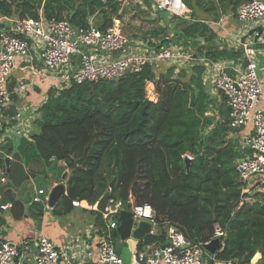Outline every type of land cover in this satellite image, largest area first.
Returning <instances> with one entry per match:
<instances>
[{
    "label": "trees",
    "instance_id": "obj_1",
    "mask_svg": "<svg viewBox=\"0 0 264 264\" xmlns=\"http://www.w3.org/2000/svg\"><path fill=\"white\" fill-rule=\"evenodd\" d=\"M246 1L182 0L192 12L190 20L160 11L153 15L156 27L136 38L146 41L149 49L171 45L185 52L192 48L213 62H238L242 51L213 46L216 38L211 26L199 21L197 15L216 23L226 13L235 14ZM144 4L150 7L149 1ZM120 5L121 0H0V15L66 19L79 27L88 26L92 20L96 28L105 31L113 26L114 19L122 20L125 9L119 13ZM137 9L146 13L139 6ZM204 70L197 64L189 73L181 70L175 75L171 67L155 74L146 67L116 82L48 90L33 122L35 132L29 144L44 167L50 162L69 163L62 169L67 173L63 181L66 195L52 212L68 214L72 201L94 207L105 193L125 207L131 198L133 205L153 209L158 229L155 236L138 242L139 251L152 243L164 245L167 227L178 230L191 244L203 245L212 239L217 225L226 237L216 260L250 264L260 254L259 264H264V186L262 191L244 194L234 169L244 152L229 138L233 130L227 124L225 101L221 98L215 104L211 99ZM148 83L155 86V103L146 97ZM29 144L25 140L15 148L10 141L0 144V167L11 158L10 177L7 174L6 184L0 187V229L5 225L1 207L9 204V215L15 220L23 216V205L12 190L27 179L21 157L27 155ZM185 155L192 158L188 170ZM12 161L21 169L20 180ZM33 206L39 219L42 206ZM90 212L97 217L96 226H104L100 214ZM116 237L114 230V244Z\"/></svg>",
    "mask_w": 264,
    "mask_h": 264
},
{
    "label": "built area",
    "instance_id": "obj_2",
    "mask_svg": "<svg viewBox=\"0 0 264 264\" xmlns=\"http://www.w3.org/2000/svg\"><path fill=\"white\" fill-rule=\"evenodd\" d=\"M150 2V7L144 5ZM141 7L149 16L166 11L183 20H190L192 12L182 0L175 4L173 0H121L120 11ZM127 10V11H128ZM238 22L256 24L261 28L257 41L239 44L242 59L228 65L224 61L213 62L194 49L185 52L171 45L149 49L147 42L140 38L131 39L124 35L119 20H113V26L101 31L93 25H72L66 19L24 18L18 19L8 31L0 32V134L8 125L3 120L4 113L14 97H24L34 82L19 84L12 90L9 88V78L14 68L15 60L27 58L31 53L37 55L39 66L31 68L33 78L42 77L50 82V90L62 91L73 84L116 82L121 78L141 73L146 67L157 74L166 63H178L209 66L214 72L210 87L224 99L227 109V124L233 131L251 127L249 134L241 137L240 150L243 156L234 163L238 180L244 194H249L264 186V93L262 82L257 75L258 58L255 44L264 46V3L261 0H248L239 5L235 13ZM157 42L154 40L153 44ZM244 61L247 66L242 67ZM230 71V72H229ZM206 83L205 78H203ZM149 84V83H148ZM147 84V85H148ZM207 84V83H206ZM146 85V86H147ZM147 99L156 102V99ZM9 109V108H8ZM34 106H25L19 110L22 117L12 118L16 126H23L27 112ZM6 125V126H5ZM10 126V125H9ZM7 129V128H6ZM19 132H23L21 129ZM185 159L192 158L189 155ZM5 167H0V186L6 184ZM40 196H43L41 199ZM33 203H48V196L39 191L33 198ZM73 208L83 207L78 201H72ZM133 220L147 222L151 225L149 234L154 236L156 227L154 211L149 205H133L129 198ZM10 205L1 207L8 209ZM89 209H96L88 207ZM121 201L108 199L103 212L99 213L101 220L107 224L110 232L119 225L118 216L126 210ZM225 231L215 225L212 239L201 245L191 244L175 228L165 230V244L153 245L149 251L136 255L139 264H232L231 261H218L215 255L224 247ZM219 240V247L213 255H209L204 246L213 240ZM162 246V247H160ZM66 260L64 250L57 248L45 237L35 240H25L19 243L0 242V264H60ZM94 264H124L121 256L115 251L111 236L105 232L97 246V258Z\"/></svg>",
    "mask_w": 264,
    "mask_h": 264
},
{
    "label": "crops",
    "instance_id": "obj_3",
    "mask_svg": "<svg viewBox=\"0 0 264 264\" xmlns=\"http://www.w3.org/2000/svg\"><path fill=\"white\" fill-rule=\"evenodd\" d=\"M197 16V19H199V21L208 23L211 26L216 38L215 44H213V46H216L217 49L240 50L239 44L245 42L252 44L255 43V35L247 37V39L242 42L243 38L248 36V33L250 32L249 30L251 29L244 30L243 28H240L239 25H237L238 21L235 18V14L226 13L216 23L212 22V19L210 17L202 15L200 13H198ZM150 17L153 18L152 15H150ZM17 20L18 18L16 16L5 17L0 15V24L2 25L0 32L8 31L10 26ZM203 44L204 43H202V45ZM254 48H256L258 56L257 58L259 74L257 75L262 82L264 93V46L255 44ZM201 55L204 56V54ZM224 63L231 65L235 64L236 62L224 61ZM38 64L39 62L35 53H31V55L27 58H18L15 60L14 68L12 69L9 78V88L12 90L19 84L29 83L30 81L34 83L28 89V92L24 97H14V102L11 103V107H8L9 109H6L7 111L4 113L3 120H5L8 125H5V129H3L0 134L1 145H4L8 141H10L13 144L12 146H14L15 148L17 147V145H21L22 140H25L26 142H28V144L31 143L30 138L35 132L33 122L39 117L38 109L45 103L47 92L51 88L50 82L46 78H33L31 68H37L39 66ZM171 67L175 68V75L178 74V72L181 70H185L186 73H189L188 70H190L191 68V66L187 63H166L162 66V72ZM204 69L205 70L203 78H205L207 86L211 90V94L216 95V98L218 99L221 98L210 87V80L213 78V75H215V72L209 66H204ZM147 86L151 87V89H147V87L145 88L146 97L148 96L150 99L151 97L154 98V84L149 83ZM155 99L157 101L158 96H156ZM215 101L216 104H219L221 102V100H219L220 102H218V100L216 99ZM25 106H34V110L27 112V118H25V124L22 127L16 126V122L12 121V118L15 119L16 117H22L23 113L21 114L19 110H21V108ZM11 109L12 115H8ZM20 129L23 132H19ZM251 130V127L242 129L241 135L245 136L249 134ZM22 146L24 147V145ZM26 147L28 153L27 155L22 154V157L24 159V161L22 162L24 165L23 167L21 166V169L23 168L25 171V168L27 167L25 164H30V168L27 169L28 171H25L27 179L25 180L26 182L24 184L21 183L20 186L13 189L12 191L15 197L21 202L23 206L28 205L27 214H24L23 208L22 218L19 220H15L9 215L10 207L8 209H4L5 225L0 229V242L19 243L25 240H35L42 236L51 241L57 248L64 250L66 260L62 259L60 264H94V261L97 258V246L101 240V236L105 234L106 231L111 235V232L114 230H112L111 232L107 230L106 223H104V229L102 228L103 226L97 227V217L90 212L91 210L95 212L97 211L96 209H89L88 207L87 209L82 207L73 208L68 214L65 215H53L52 210L56 206L53 209H48L47 204L42 201V203H38L42 206V215L39 219H36L35 217L38 214V211H36L33 206V198L39 191H43L45 196H48L49 192L54 186L63 183L61 178L65 173L62 172L63 167H65V163L57 162L54 164L53 162H50L49 166L45 168L52 170L53 173H55V176L59 177V180H56L55 177V179H53V181L51 182H47V180L43 181L41 180V178H36L32 174L33 172L34 174L44 173V165L41 163V161H39V159L37 160V158L34 156V152H32V147L30 146V144ZM8 158L11 161V158ZM11 164L12 166H15L17 168L15 170L16 178L20 180L22 178L21 169L16 165L15 162L12 161ZM40 198L42 199L43 196H40ZM80 209H82V211H80ZM86 213H89V217L86 216ZM153 231L154 236L158 234V229L156 227H154ZM148 236L151 235L149 234ZM138 242L139 241L133 239L127 241L128 246L126 249L122 250L121 254V258L124 264H139L136 259L137 254L142 251L148 252L149 248L153 245L159 246L158 243H152L145 246L142 251H139L137 250ZM125 251L127 253V259L124 260L122 255ZM260 257V254L255 255L250 264H259ZM205 264H210L208 258L205 261Z\"/></svg>",
    "mask_w": 264,
    "mask_h": 264
},
{
    "label": "water",
    "instance_id": "obj_4",
    "mask_svg": "<svg viewBox=\"0 0 264 264\" xmlns=\"http://www.w3.org/2000/svg\"><path fill=\"white\" fill-rule=\"evenodd\" d=\"M264 3V0H261ZM261 28L256 27L248 33V36L243 38L242 42H244L247 37L253 36L254 33L260 34ZM255 42L257 41V35L255 36ZM247 66V61H244L242 64V67L245 68ZM9 158L5 159V168H6V173L9 175L10 170H9ZM189 159H185V168L186 170L189 169ZM65 166H69L68 161H65ZM114 173V172H113ZM66 172L63 174L61 180L64 181L66 177ZM10 177V175H9ZM114 186V180L109 184L110 190ZM246 194V193H245ZM66 195V188L63 183L57 184L52 188V190L48 194V203H47V208L48 209H53L58 203L61 197ZM109 199V194L105 193L97 202L95 208L96 211L101 213L103 212L107 201ZM24 214H27L28 210V205H24ZM131 206H127L126 210H123L119 213L118 216V222L119 225L116 228V241H115V251L116 253L121 256L122 250L127 248V241L133 239L136 241H141L145 237L149 235V232L151 230V225L147 222H139L135 224V221L133 220L132 212L130 211ZM219 247V240L215 239L211 241L208 245H205L203 248L204 250L209 254L213 255L216 250ZM259 251H262V248H260Z\"/></svg>",
    "mask_w": 264,
    "mask_h": 264
},
{
    "label": "rangeland",
    "instance_id": "obj_5",
    "mask_svg": "<svg viewBox=\"0 0 264 264\" xmlns=\"http://www.w3.org/2000/svg\"><path fill=\"white\" fill-rule=\"evenodd\" d=\"M134 9H135V12H136V14H135L136 16L135 17H131V15H130V13L132 12L133 9H131V10L127 9L128 11L125 9L124 10V15H123L122 20L120 22V27L122 28V31H123L124 35L127 36L128 38H131V39L136 38V37H141V36L143 37V35L147 34L153 28L156 27V24L154 22H152L154 20V18L150 17L147 13H140L139 9H137V8H134ZM237 25H239V27L243 28L244 30H246V29H251L252 30V29L257 27L256 24H244V23H241V22H238ZM160 71L163 74L162 66H161V70ZM257 74H259V68L257 70ZM146 87H147V89H151V87H148V86H146ZM208 90H209V95H210L211 99H213V100L216 99V100H218V102H220L219 100H221V98H219V99L216 98V95L211 94V90L210 89H208ZM153 95H155V96H154V98L151 97V99H155L156 98V96H157L156 91H155V94H153ZM215 104H216V101H215ZM241 132H242V130H238V131H233L232 133L229 134V138L230 139L237 141V143L239 145V148H240V145H241V142H242L241 137L244 136V135H241ZM32 152H33V150H32ZM34 156L38 160V157L35 155V153H34ZM21 161H24L23 157H21ZM25 165L27 166L25 168V171L27 172L28 171L27 169L30 168V164L26 163ZM43 171H44V173H40V174H34V172H33L32 175H34V177H36V178H41V180H43V181L47 180V182L53 181V179H55V177H56V180H59V177L55 176V173H53L52 170L43 167ZM25 182L26 181H23V184ZM257 191H262V189L261 188L257 189ZM80 211H82V209H80ZM52 214L55 215L53 212H52ZM86 216L89 217V213H86ZM103 224H104V222H103ZM102 228L104 229V226ZM122 257H123L124 260L127 259L126 251L123 253Z\"/></svg>",
    "mask_w": 264,
    "mask_h": 264
},
{
    "label": "bare ground",
    "instance_id": "obj_6",
    "mask_svg": "<svg viewBox=\"0 0 264 264\" xmlns=\"http://www.w3.org/2000/svg\"><path fill=\"white\" fill-rule=\"evenodd\" d=\"M175 4H178L179 0H173Z\"/></svg>",
    "mask_w": 264,
    "mask_h": 264
},
{
    "label": "clouds",
    "instance_id": "obj_7",
    "mask_svg": "<svg viewBox=\"0 0 264 264\" xmlns=\"http://www.w3.org/2000/svg\"><path fill=\"white\" fill-rule=\"evenodd\" d=\"M97 204V203H96ZM96 206V205H95Z\"/></svg>",
    "mask_w": 264,
    "mask_h": 264
}]
</instances>
